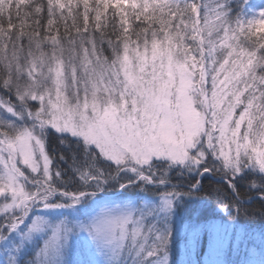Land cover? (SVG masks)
Masks as SVG:
<instances>
[{
  "label": "snow or ice",
  "instance_id": "1",
  "mask_svg": "<svg viewBox=\"0 0 264 264\" xmlns=\"http://www.w3.org/2000/svg\"><path fill=\"white\" fill-rule=\"evenodd\" d=\"M0 264H264V0H0Z\"/></svg>",
  "mask_w": 264,
  "mask_h": 264
}]
</instances>
